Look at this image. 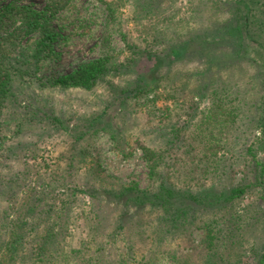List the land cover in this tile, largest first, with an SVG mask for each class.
<instances>
[{"label":"rangeland","instance_id":"rangeland-1","mask_svg":"<svg viewBox=\"0 0 264 264\" xmlns=\"http://www.w3.org/2000/svg\"><path fill=\"white\" fill-rule=\"evenodd\" d=\"M9 1L35 9L45 5V0H0V6ZM235 1L72 0L71 7L61 9L51 20L58 33L53 44L56 58L44 60L32 75L15 80L14 94L0 116V211L7 210L5 220L20 217L17 222L25 219L43 231L49 221L58 219L64 206L68 214L64 212L63 219L68 220L69 228L60 230L59 241L67 249L75 246L83 225L70 226L69 220L79 215L78 205L86 212L91 202L77 188L98 182L116 187L133 181L146 188L147 161L135 139L155 144L163 140V134L172 136L175 129L182 140L192 123L207 112L213 94L223 90L231 99L234 118L220 132L223 146L217 149L215 166L206 174L202 188L216 194L250 186L230 202L204 210L201 216L221 222L235 215L236 223L223 225L220 244L226 243L217 250L224 260L235 263L244 254V262L248 259L255 264L264 251V183L254 182V161L264 162V132L259 125L264 51L251 44L241 55H234L227 45L209 54L166 61L174 48L182 45L180 41L201 32L211 35L219 31L220 17L235 16ZM259 2L247 5L255 10ZM109 4L115 7L110 16ZM101 56H109L114 69L91 89L40 85V81ZM155 58H159L158 64ZM153 69L157 74L163 72L160 82L155 83L152 75L145 93L122 95L120 89L139 82V73H152ZM174 88L177 98L167 102L173 110L165 119L163 101L153 105L151 100L156 92ZM247 148L252 150L247 152ZM91 159L100 162L104 180L89 173ZM30 205H36L34 212H27ZM48 207L51 215L47 217L48 213L40 212ZM119 210H110V216ZM24 229L30 235L27 224ZM191 234L193 244L201 248L203 228L194 226ZM198 262L203 263L201 256ZM156 264L173 262L161 258Z\"/></svg>","mask_w":264,"mask_h":264},{"label":"trees","instance_id":"trees-1","mask_svg":"<svg viewBox=\"0 0 264 264\" xmlns=\"http://www.w3.org/2000/svg\"><path fill=\"white\" fill-rule=\"evenodd\" d=\"M71 1L45 0L41 9L15 1L0 6V116L14 94L15 80L32 75L44 60L56 58L53 44L58 33L53 29L51 20L61 9L71 7ZM254 1L236 0L232 4L235 16L220 17L217 25L219 31L211 35L209 31L201 32L198 36L180 41L182 45L174 48L166 61L190 58L196 53L209 54L214 52V48L227 45L228 52L234 55H241L251 44L264 51V9H261L264 0H260L259 6H254L255 10H252L247 4ZM114 11L115 7L109 4V16ZM250 16L252 20H249ZM234 38H237L236 41ZM154 62L158 64L159 58H155ZM113 64L109 56H101L81 62L66 74L40 81V85L91 89L114 69ZM127 66L130 67V63ZM136 70L142 71L137 67ZM152 73H139V82L129 89H120V92L126 96L128 92L135 95L145 93L149 84H152L149 81L152 75H155V83L164 77L162 71ZM213 95L214 100L207 112L192 123L182 140L175 129L172 136L166 137L163 134V140L155 144H149L141 138L135 139L147 161L146 188H139L134 181L128 185L117 183L116 187L98 182L85 184L82 189L77 188V191H84L91 202L86 212L85 208L78 205L79 215L69 220L70 226L83 225L75 246L67 249L59 241L60 230L69 228L68 220L63 219L64 212L68 214L64 206L59 210L58 219L49 221V227L43 231L25 219L23 223L17 222L20 217L6 221L3 213L7 210L0 211V264H156L161 258H168L173 264H200V256L202 264H250L248 259L243 261L244 254L234 263L224 260V255L217 250L226 243L225 240L220 244L223 225L227 226L225 223L231 221L236 223L238 220L235 215L221 222L211 218L206 220L201 216L204 210L230 202L250 186H236L227 193L216 194L202 188L206 174L215 166L217 149L223 146V135L220 132L234 118L230 97L223 90ZM175 97L176 88L156 92L151 104L155 105L158 100H162L163 116L168 119L173 107L167 102ZM261 97L259 125L264 132V90ZM119 137L124 138L120 134ZM185 139L187 143H184ZM251 150L247 148V152ZM91 160L93 163L89 166V173L104 180L100 162L97 159ZM254 170V182L264 183V162L255 159ZM115 207L120 210L110 216L109 211ZM35 209L36 205H30L27 212H34ZM50 211L48 207L40 213H48V217ZM25 224L29 227L30 235H26ZM194 226L204 230L201 248L192 242ZM230 240L236 242L235 239ZM25 243H29L26 244L28 246ZM255 264H264V251Z\"/></svg>","mask_w":264,"mask_h":264}]
</instances>
